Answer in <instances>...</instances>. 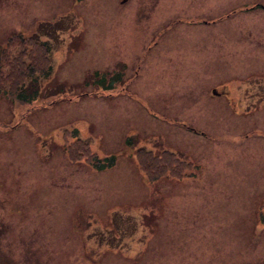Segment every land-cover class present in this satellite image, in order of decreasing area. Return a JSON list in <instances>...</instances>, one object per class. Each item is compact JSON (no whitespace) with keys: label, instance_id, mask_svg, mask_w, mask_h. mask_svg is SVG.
<instances>
[{"label":"rangeland","instance_id":"rangeland-1","mask_svg":"<svg viewBox=\"0 0 264 264\" xmlns=\"http://www.w3.org/2000/svg\"><path fill=\"white\" fill-rule=\"evenodd\" d=\"M238 28L264 40V0H0V264H264V46ZM21 30L51 46L37 83ZM71 129L116 165L70 163ZM170 148L193 180L137 169Z\"/></svg>","mask_w":264,"mask_h":264},{"label":"trees","instance_id":"trees-1","mask_svg":"<svg viewBox=\"0 0 264 264\" xmlns=\"http://www.w3.org/2000/svg\"><path fill=\"white\" fill-rule=\"evenodd\" d=\"M34 38L33 37H24L22 34H16L13 35L12 37H10L9 39V44L10 46H19L22 47L24 49H26L27 51H29L32 56L34 61H37V59L39 60L40 63H38V65L41 67V69H38L36 67H32V66H28V71L31 68V76L37 77L36 74H40V75H47L48 72L50 71V65H45L43 64L44 61H42L45 57V54L49 52V46H47L48 44L40 41L37 42L35 41L34 43ZM47 58H45L46 60ZM5 61L4 59H0V79L3 77V73L4 71L1 70V63ZM19 67H16L14 64L10 63L9 64V70H15ZM36 69V70H35ZM33 70H35L34 74H33ZM25 86V82H20L16 85L15 89H14V93L15 91H17V94L19 95L20 93H22L24 91V87ZM152 154L149 151H144L142 149H140L137 153V162L140 166V169H142V171L146 172L147 175L151 178V179H155L156 177H151L150 173H154L155 170H160L161 172H170V174L173 172L175 173L179 166L178 161L174 158L172 153L169 152H162L161 154L158 155H151L152 156V163L148 165V168L144 165V157L146 155H150ZM70 158L72 160H85L86 162H88L93 168L97 169V170H102L104 168H108L111 167L115 164L116 161V156L115 155H109V156H105L103 158L98 157V155L91 151L90 148L86 145V144H81V146L75 150H72L69 154ZM146 158L151 159L150 156H146ZM172 160H174L177 164L173 167L172 165ZM172 165V166H171ZM150 169V170H148ZM159 173H155V174H159ZM163 174V173H162Z\"/></svg>","mask_w":264,"mask_h":264},{"label":"water","instance_id":"water-1","mask_svg":"<svg viewBox=\"0 0 264 264\" xmlns=\"http://www.w3.org/2000/svg\"><path fill=\"white\" fill-rule=\"evenodd\" d=\"M216 92V90H213V93H215Z\"/></svg>","mask_w":264,"mask_h":264},{"label":"flooded vegetation","instance_id":"flooded-vegetation-1","mask_svg":"<svg viewBox=\"0 0 264 264\" xmlns=\"http://www.w3.org/2000/svg\"><path fill=\"white\" fill-rule=\"evenodd\" d=\"M255 110H257V109H255Z\"/></svg>","mask_w":264,"mask_h":264}]
</instances>
